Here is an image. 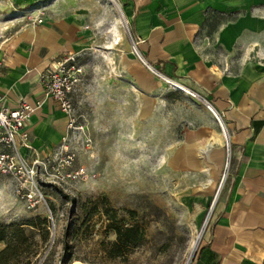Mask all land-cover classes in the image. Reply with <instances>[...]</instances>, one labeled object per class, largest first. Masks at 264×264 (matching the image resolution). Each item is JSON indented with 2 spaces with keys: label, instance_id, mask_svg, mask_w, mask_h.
<instances>
[{
  "label": "crops",
  "instance_id": "1",
  "mask_svg": "<svg viewBox=\"0 0 264 264\" xmlns=\"http://www.w3.org/2000/svg\"><path fill=\"white\" fill-rule=\"evenodd\" d=\"M112 1L147 63L180 90L200 96L206 107L209 103L230 138L229 182L192 264H264V0ZM3 2L27 22L0 49V104L14 109L25 100L36 107L26 126L32 148L22 150L33 162L53 155L69 133L68 116L45 98L42 75L64 56L90 49V24L100 5L95 0ZM42 14L41 24L32 23ZM115 37L123 40L118 30ZM109 43L125 84L140 91L142 116L148 115L164 99L166 82L133 56L131 45L115 51L117 43ZM195 109L192 144L171 150L177 171L189 170L201 155L214 166L223 161L224 139L211 112Z\"/></svg>",
  "mask_w": 264,
  "mask_h": 264
},
{
  "label": "rangeland",
  "instance_id": "2",
  "mask_svg": "<svg viewBox=\"0 0 264 264\" xmlns=\"http://www.w3.org/2000/svg\"><path fill=\"white\" fill-rule=\"evenodd\" d=\"M95 1L100 13L90 24L94 40L81 55L73 95L78 129L68 147L74 163L64 170L54 164L51 176L39 179L42 197L36 203L27 199L22 181L0 176V223L37 217L48 222L35 229L31 253L13 264H70V258L71 264H192L229 182L231 143L228 148L218 120L200 98L167 82L160 105L142 116L140 91L125 84L114 50H107L110 40L117 43L115 51L130 50L129 24L112 0ZM22 16L0 0V49L27 22ZM117 30L123 36L119 43L112 38ZM201 106L224 139L223 161L214 166L201 155L195 166L177 171L171 150L192 144V114ZM81 169L83 174L68 177ZM130 227L141 230L143 243L113 258L116 229Z\"/></svg>",
  "mask_w": 264,
  "mask_h": 264
},
{
  "label": "built area",
  "instance_id": "3",
  "mask_svg": "<svg viewBox=\"0 0 264 264\" xmlns=\"http://www.w3.org/2000/svg\"><path fill=\"white\" fill-rule=\"evenodd\" d=\"M41 24L42 18L34 21ZM128 28V27H127ZM132 49L141 63L151 72L172 85V81L159 74L152 68L141 55L138 49V42L132 40ZM81 56L69 54L60 59L53 68H50L42 75V82L45 89V98L54 100L59 109L69 118V133L62 140L61 145L55 150L54 154L43 159H35L29 162L23 155L22 150H30L31 138L26 129L28 122L34 114L36 107L23 100L14 109L3 107L0 104V176H10L22 181L28 190L26 197L29 201L35 202L39 196L42 197L38 188L39 179L51 176L50 170L55 164L60 170L70 168L75 161V154L69 150L68 143L74 131L78 129L75 123V107L73 95L77 91L79 75L82 70L80 67ZM3 60L0 59V70L3 67ZM173 86V85H172ZM194 98H200L197 94L188 91ZM201 99V98H200ZM42 103L38 104L40 107ZM37 107V108H38ZM208 109L215 115L226 138L228 148H230V138L226 130L222 117L207 103ZM65 154V155H64ZM63 156H65L63 158ZM84 173V170L76 172L74 176ZM39 195V196H38ZM36 203V202H35ZM33 204V206L35 205Z\"/></svg>",
  "mask_w": 264,
  "mask_h": 264
},
{
  "label": "trees",
  "instance_id": "4",
  "mask_svg": "<svg viewBox=\"0 0 264 264\" xmlns=\"http://www.w3.org/2000/svg\"><path fill=\"white\" fill-rule=\"evenodd\" d=\"M44 224H48L47 220L40 217L14 224L0 223V245L5 244V247L0 250V264H13L23 255L30 254L29 251L35 239L34 231ZM116 234L117 241L112 252L113 258L122 256L124 249L138 247L144 241L143 233L138 227L117 228ZM48 235L49 232L44 233V240L48 239ZM69 261L70 264L74 262L71 258Z\"/></svg>",
  "mask_w": 264,
  "mask_h": 264
},
{
  "label": "bare ground",
  "instance_id": "5",
  "mask_svg": "<svg viewBox=\"0 0 264 264\" xmlns=\"http://www.w3.org/2000/svg\"><path fill=\"white\" fill-rule=\"evenodd\" d=\"M121 21H122V20H121ZM118 42H119V41H118ZM172 85H173L174 87L178 88V89H182V87H181L180 85L176 84V83H173V82H172ZM223 134H224V133H223ZM224 136H225V135H224ZM225 140H226V138H225ZM200 238H201V235L198 234V236L194 239V241H193L192 244H191V249H190L191 258H192V256H193V254H194V252H195V250H196L198 244H199ZM191 258H190V260H191ZM188 264H189V263H188Z\"/></svg>",
  "mask_w": 264,
  "mask_h": 264
},
{
  "label": "water",
  "instance_id": "6",
  "mask_svg": "<svg viewBox=\"0 0 264 264\" xmlns=\"http://www.w3.org/2000/svg\"><path fill=\"white\" fill-rule=\"evenodd\" d=\"M123 21L126 23V21L124 20V18L122 17Z\"/></svg>",
  "mask_w": 264,
  "mask_h": 264
}]
</instances>
